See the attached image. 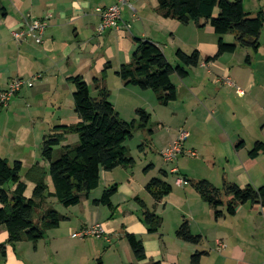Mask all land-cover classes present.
<instances>
[{
	"label": "crops",
	"instance_id": "0c3cea01",
	"mask_svg": "<svg viewBox=\"0 0 264 264\" xmlns=\"http://www.w3.org/2000/svg\"><path fill=\"white\" fill-rule=\"evenodd\" d=\"M1 3L6 15L0 13V92L17 79L32 83L13 98L7 109L0 111V158L11 164L21 163L25 198L31 199L36 188V183L27 178L35 166L46 172L48 194L55 193L48 173L49 163L42 158L41 147L53 128L80 122L73 101L75 87L70 79L81 77L96 97L94 80L102 76L107 65L111 69L107 71L105 85L120 117L125 110L131 114L143 109L151 118L152 113L157 114L160 127L175 131L162 142L160 158L184 130L191 140L186 152H195L196 156L191 158L196 159L197 151L203 152L198 158L200 163L207 165L210 173H218V177L209 174L203 179L198 172L200 163L187 166L179 158V167H167L175 162L162 166L156 161L157 155L147 154L148 144L143 143V148L139 147L140 161L130 155L135 161L133 167L103 171L98 189L79 205L66 208L54 197L47 199L36 211L34 223L38 224L48 209L67 219L58 228L48 230L37 243L23 241L8 245V232L1 228L0 245L6 246V258L0 256L1 264H192V257L202 252L200 264H264V207L246 204L237 208L234 217L225 215L216 219L211 207L186 182L207 180L215 187L235 183L242 188L249 185L259 188L264 184V154L256 159L249 157L255 143H264L262 45L255 53L259 68H255L249 49L239 56L238 48L229 54L239 57L234 66L231 60L226 61L225 54L215 62L190 69L184 79L175 76L177 100L161 112L163 106L157 97L149 91L126 87L116 73L122 65L131 62L137 40L158 46L173 66L178 64L175 56L178 50L187 54L198 50L202 58L214 56L219 39L209 38V34H216L205 21L184 25L160 15L159 0H129L121 7L119 28L100 33L101 19L96 9L115 5L117 0H1ZM28 17L48 19L40 45L31 39L17 43L13 37L14 32L25 31ZM115 92L120 95L113 102ZM230 115L237 118L239 128L229 126ZM70 137L64 145L70 144ZM240 143L244 146L238 148ZM149 166L152 170L146 172ZM161 172L168 175L164 181L172 192L156 203L146 187L152 179H162ZM169 175L175 176L173 182ZM179 177L186 182L182 187L176 185ZM113 186H117V193L111 198V208L95 205L94 201ZM16 187L9 184L5 189L13 193ZM137 200L162 219L157 233L149 232ZM222 211L226 213L225 208ZM184 221L189 222L194 236L213 238L219 253L203 244L192 245L178 239L176 233ZM95 224L102 226L106 238H72L73 233ZM127 234L142 241L144 261L137 262L134 258Z\"/></svg>",
	"mask_w": 264,
	"mask_h": 264
},
{
	"label": "trees",
	"instance_id": "16d2710c",
	"mask_svg": "<svg viewBox=\"0 0 264 264\" xmlns=\"http://www.w3.org/2000/svg\"><path fill=\"white\" fill-rule=\"evenodd\" d=\"M158 12L166 19L176 20L184 25L199 24L205 21L219 37L217 53L212 57L202 58L200 51L190 54L178 50L174 67L162 50L149 41L137 40L131 62L122 65L116 75L126 87H137L142 91H152L158 103L167 107L177 100V89L173 83L174 76L184 79L189 70L202 63L217 61L225 54H234L238 48L252 50L257 53L261 47V36L264 30V11L256 14L247 12L244 0H159ZM0 13L5 16V8L0 0ZM234 35L235 42L227 44L223 37ZM250 58H247L249 62ZM109 65L102 76L94 80L97 96L91 95L90 86L81 77L70 79L75 87L73 101L75 113L80 122L72 126H60L52 129L44 137L41 147L42 158L49 163V175L55 193L48 194L45 183L46 172L35 166L27 173V178L36 183L31 199L24 197L26 185L22 182V165L20 162L10 163L0 158V229L8 232V245L27 241L37 243L42 240L48 230L58 228L67 218L53 209L43 212L38 224L34 223V215L49 198H56L64 207L79 205L84 197L98 189L101 173L110 172L118 167L131 168L135 165L130 156L127 142L137 132H148L151 136V115L143 110L136 111L137 120L126 122L121 119L110 102V92L105 82ZM75 135V144L64 145L68 136ZM64 145V146H63ZM240 143L238 148L243 147ZM57 157L55 158V149ZM143 145L140 146V149ZM264 154V143L257 142L249 152L252 159ZM152 170L149 166L145 171ZM162 179H152L146 191L155 202H160L172 192V188L164 179L168 175L161 172ZM200 198L215 212V218L234 217L239 206L250 204L264 207V184L256 188L252 185L244 188L235 183H224L215 187L207 180L187 181ZM13 184L16 189L9 193L5 186ZM117 193V186L104 191L101 199L94 201L97 206L111 208V198ZM143 211V219L150 233H157L162 226V219L151 212L145 203L137 200ZM226 209V213L222 209ZM183 242L201 245L203 238L194 236L188 221H184L176 233ZM126 239L137 262L146 259L143 243L136 236L127 234ZM0 256L6 258V246L0 245ZM204 253H196L192 264H200ZM1 264V260H0Z\"/></svg>",
	"mask_w": 264,
	"mask_h": 264
},
{
	"label": "built area",
	"instance_id": "2783aa9c",
	"mask_svg": "<svg viewBox=\"0 0 264 264\" xmlns=\"http://www.w3.org/2000/svg\"><path fill=\"white\" fill-rule=\"evenodd\" d=\"M129 0H117L115 5L106 8H97L96 13L100 16L101 25L99 28L100 33L110 29H118L121 22V7L127 5ZM25 31H18L13 33V37L17 43L26 41L27 39L33 40L36 44L40 45L43 42L44 34L48 28V19L37 20L35 18H26ZM230 84V83H228ZM31 87V81L17 79L12 81L8 87L0 92V111L7 109L13 98L25 87ZM189 138V134L181 130L177 138L172 144L162 153V158L166 163H174L181 155L190 157L196 156L193 151H185L184 144ZM177 172L176 169L173 171ZM185 180L182 177L176 179L177 186H183ZM73 239L85 240L87 238H106L105 232L101 225L95 224L82 228L80 231L72 234Z\"/></svg>",
	"mask_w": 264,
	"mask_h": 264
},
{
	"label": "rangeland",
	"instance_id": "374dc122",
	"mask_svg": "<svg viewBox=\"0 0 264 264\" xmlns=\"http://www.w3.org/2000/svg\"><path fill=\"white\" fill-rule=\"evenodd\" d=\"M263 5H264V0H244V7H245V10L247 12H259V11L262 10ZM204 36L207 37L208 34H206ZM215 37L217 38L218 36L214 35V34H212V35L209 34V38H215ZM224 38H225L224 42L227 43V44H233L235 42V37L232 34H229V35H227ZM218 39H219V37H218ZM260 41H261V45L264 47V30H263V33H262ZM245 51H247V49L245 50V49L239 48L237 52L239 53V56H240ZM248 51H249V54H250V56L252 58L253 63H256L255 61L257 60L256 59L257 54H255L252 50H248ZM238 58H239L238 55H235V56L234 55H229V54L226 55V61L229 62L231 60V62H230L231 66H234L235 64H237ZM255 66H256L255 68H259V64L257 65V63H256ZM173 79L176 80V77L173 78ZM212 81L213 80L211 79V82ZM135 88H137V87H135ZM136 90H140V89L137 88ZM149 93L151 94V96H154L155 98L157 97L154 92L149 91ZM118 95H120V94L116 93V92L114 93V97L112 98L113 102L116 101V96H118ZM160 108H161L160 109L161 112H164L165 108L164 107H160ZM128 112L129 111H127V110L124 111L123 117H121L122 120H124L126 122H132L133 120H137L138 119V117L136 116V113L128 114ZM228 118H229V126L233 125V127H236V128L240 127L239 123H237L235 121V119H237V118H233L231 115L228 116ZM209 126L212 127L213 123H211ZM151 128H152V130H154V134L153 135L150 136L148 132H137L134 135V138L132 140L128 141L126 145L129 147V150H131V152H132V153L130 152L131 153L130 155H133V157L136 158V160L140 161L138 159V157H140V153H141L139 151V147L141 145H143V143H147L148 144V145H146L147 154H149L150 156H156L157 155V160H156L157 163H160L162 166L163 165L166 166L168 164L165 163V161L163 160L162 157H161L162 159L160 158L158 151L161 149L162 142L165 143L173 135V132H175V131L174 130H168V128L160 127L159 118H158L157 114H155V113H152ZM177 136H176V138H177ZM75 141H77V137L71 136L70 140H69V143L73 144ZM156 141H157V143H156ZM190 141L191 140L189 138L187 140V142L184 144L185 151H186V149H188V150L190 149V148H188V143ZM58 150H59V148L55 149V158L58 155L57 154ZM155 151H156V154H155ZM197 152L199 154L198 158H200V156L202 157L204 155L203 152H201V151H197ZM204 152L207 153L208 152V148H206L204 150ZM143 155H144V153H143ZM143 158H142V160H143ZM178 158H179V160L182 159L185 162V164H187V166H188V163H191V164L200 163L198 158L197 159L196 158H191V157H188L186 155H181ZM178 162L179 161L177 159L174 164H169L167 167H169V168H172L173 166L174 167H177V166L179 167ZM200 164H201V169L198 170V172L200 173V177H203V179H206L204 177H208L209 174L211 175V177H218V173H215V174L214 173H210V170L208 169L206 163H205L206 167L202 163H200ZM184 167L185 166L183 165V168ZM186 175H189V174H186ZM219 175L221 177L222 173L219 172ZM169 177H170L169 180L171 182H173V180H174L173 178H175V176L169 175ZM58 205H59V203H58ZM55 208H57V207L55 206ZM233 238H234L233 241H235L236 240L235 239L236 238L235 235L233 236ZM256 239H258V238H256ZM252 242H253V237H252ZM201 244L205 245V247L208 248V249H210V248L213 249V251L215 253H219L217 251V250H219V248H217V245H215V242H214L213 238H211L209 240L203 239ZM259 257H260V254L258 255V258Z\"/></svg>",
	"mask_w": 264,
	"mask_h": 264
}]
</instances>
